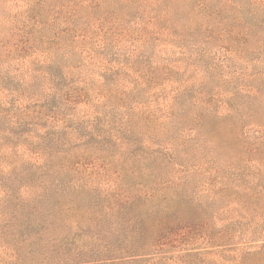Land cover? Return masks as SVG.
I'll return each instance as SVG.
<instances>
[{"label":"rangeland","instance_id":"374dc122","mask_svg":"<svg viewBox=\"0 0 264 264\" xmlns=\"http://www.w3.org/2000/svg\"><path fill=\"white\" fill-rule=\"evenodd\" d=\"M208 1L0 0V232L59 86L81 129L60 153L91 195L153 191L199 217L202 264H264V0Z\"/></svg>","mask_w":264,"mask_h":264},{"label":"trees","instance_id":"16d2710c","mask_svg":"<svg viewBox=\"0 0 264 264\" xmlns=\"http://www.w3.org/2000/svg\"><path fill=\"white\" fill-rule=\"evenodd\" d=\"M208 2L200 0V6ZM15 46L20 51L25 48ZM27 69L18 73L24 78L29 74ZM49 75L45 71L44 76ZM23 83L25 89L28 78ZM53 89L60 92L61 100L55 105H41L44 108L38 118L45 115L56 127L45 135H34L42 137L38 143L45 151L34 155L35 162L25 175L27 185L20 190L8 227L0 232L1 240L5 235L9 238L0 248V264H202V256L211 250L189 249L190 234L199 217H183L169 201L161 200L159 207L151 205L158 197L153 191L106 198L91 195L87 181L74 179L79 162L69 160L63 152L81 131L67 119L72 115L70 107H77V97L73 89ZM58 154L61 165L55 169ZM88 215L92 226L83 223ZM88 227L90 232L84 231Z\"/></svg>","mask_w":264,"mask_h":264}]
</instances>
